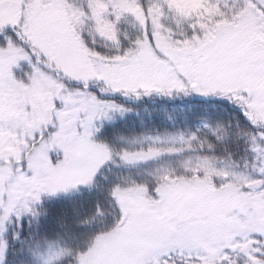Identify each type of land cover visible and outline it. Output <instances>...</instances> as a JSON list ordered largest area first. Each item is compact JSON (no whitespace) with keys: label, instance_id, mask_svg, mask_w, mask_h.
<instances>
[{"label":"snow or ice","instance_id":"snow-or-ice-1","mask_svg":"<svg viewBox=\"0 0 264 264\" xmlns=\"http://www.w3.org/2000/svg\"><path fill=\"white\" fill-rule=\"evenodd\" d=\"M0 264H264V0H0Z\"/></svg>","mask_w":264,"mask_h":264}]
</instances>
